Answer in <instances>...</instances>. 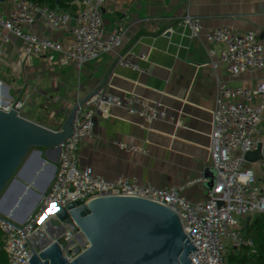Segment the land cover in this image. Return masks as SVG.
<instances>
[{"label":"crops","instance_id":"0c3cea01","mask_svg":"<svg viewBox=\"0 0 264 264\" xmlns=\"http://www.w3.org/2000/svg\"><path fill=\"white\" fill-rule=\"evenodd\" d=\"M163 2L130 0L127 26L116 25L102 56L89 55L91 63L101 60L105 66L94 79L106 82L113 97L122 104L148 105V89L158 87V80L168 73L175 58L181 62L196 60L213 72L223 50L218 34V0H183L180 9H169L166 39L171 53L160 62L149 60L135 66L139 52L147 47L148 31ZM16 9L20 15L12 20L11 12ZM29 23L37 29L40 39L50 41L48 44L55 48V31L42 23L37 0L0 3V31H4L0 43L22 39ZM65 33L69 35L68 26ZM67 44L70 50H81L78 44ZM54 60L58 62L60 58ZM158 88L150 105L162 109L153 114L149 126L130 112L111 114L105 122L95 119L71 124L62 138L64 157L71 161L82 153L86 158L76 183L64 184L41 199L30 194L14 195L6 186H0L1 255L16 262L29 261L31 244L40 231L60 222L79 228L95 222L122 232L128 238L127 250L107 256L100 247L70 237L66 243H56L53 264H171L179 215L212 219L225 212L233 216L237 207L225 211L220 201L192 207L177 193V187L168 186L171 180L178 182L180 175L167 172L163 166L153 170L150 160L138 155L146 143L161 149L164 162L189 156L220 169L249 165L246 172L235 167L234 186L245 191L253 207L264 204V87L250 85L242 121L236 129L226 131L218 129L212 119L219 104L211 91L182 95L174 83ZM50 100L54 112L56 98L52 92ZM169 103L175 108H163ZM92 104L98 110H107L101 97H93ZM0 165H9L22 174L31 169L29 159L10 161L3 151ZM89 181L106 186V191L94 190L102 201L77 194V184L84 186ZM172 193L178 194L175 199ZM246 223L252 228L251 216Z\"/></svg>","mask_w":264,"mask_h":264},{"label":"built area","instance_id":"2783aa9c","mask_svg":"<svg viewBox=\"0 0 264 264\" xmlns=\"http://www.w3.org/2000/svg\"><path fill=\"white\" fill-rule=\"evenodd\" d=\"M182 1L164 0L148 31L147 47L139 52L135 66L149 60L160 62L171 53V45L166 39L169 9H180ZM38 5L42 23L55 31L54 45L60 60H54L55 49L47 46L34 25L29 23L22 39L16 37L0 43V95L22 100L31 91L33 83L41 80L55 95L56 106L51 119L39 120L34 125L35 145L0 135V151L8 160L29 159L31 163L27 174L14 171L9 165H0V186H6L14 195L30 194L41 199L64 184L76 183L82 176L86 158L78 153L73 160L67 161L62 147V138L72 123L95 119L105 122L111 114L130 112L149 126L153 114L162 107L122 104L113 97L106 82L94 79L105 70V66L101 60L91 63L89 55L102 56L108 45L105 41L89 43L82 65L69 70L72 53L65 42V31L74 18L75 6L72 0H39ZM19 15L20 10L16 9L10 18L13 20ZM114 51L120 52L119 49ZM169 83L176 84L182 95L211 91L219 104V110L212 116L218 129L234 130L242 121L246 103L239 89H224L201 62H181L175 58L168 73L158 80V87ZM95 96L104 100L106 111L93 106ZM167 107L175 108V105L169 103L163 108ZM34 147L36 154L32 157ZM138 155L149 159L153 170L163 166L167 172L180 175L178 182L171 180L168 186L177 187V193L183 195L192 207H199L207 201H220L225 211L228 207H237L232 217L225 212L212 219L179 215L175 223L171 264H250L248 251L252 234L246 222L249 216L252 224L262 221L264 204L253 207L245 191L234 186L235 167L246 172L249 165L220 169L213 163H199L189 156L164 162L161 149L149 143L139 148ZM95 189L107 190L106 186H97L91 181L84 186L77 184L78 195L102 201ZM178 194L172 193V197L175 199ZM40 232L34 243L32 264H53L56 243H66L70 237L82 239L89 246L100 247L107 256L127 250L128 238L122 232L111 231L95 222L83 228L60 222L42 234ZM64 234L68 237L62 241Z\"/></svg>","mask_w":264,"mask_h":264},{"label":"trees","instance_id":"16d2710c","mask_svg":"<svg viewBox=\"0 0 264 264\" xmlns=\"http://www.w3.org/2000/svg\"><path fill=\"white\" fill-rule=\"evenodd\" d=\"M129 1L72 0L75 13L73 20L68 23L69 35H66L65 42L70 45L78 44L81 50L77 52L70 47L72 61L69 70L82 65L89 43L112 41L120 12ZM226 2L227 10L218 15V34L223 50L211 73L224 89L238 88L245 100L250 89L248 81L258 64L259 49L264 47V0ZM47 43L50 41L47 40ZM234 45L239 48L231 53L230 48ZM48 46L52 47L50 44ZM54 58H60L55 50ZM51 92L43 81H35L31 91L22 100L0 95V135L35 145L34 125L39 120H49L52 117ZM162 101L165 99L162 98ZM251 234L248 260L250 264H264V219L252 224Z\"/></svg>","mask_w":264,"mask_h":264},{"label":"water","instance_id":"95a60500","mask_svg":"<svg viewBox=\"0 0 264 264\" xmlns=\"http://www.w3.org/2000/svg\"><path fill=\"white\" fill-rule=\"evenodd\" d=\"M37 2H39V0H37ZM218 8L220 13H224L227 10V2L226 0H218ZM128 19H129V10H128V4H126L119 15V19H118V27L120 28H125L127 26L128 23ZM86 38V34L82 37V40L84 41ZM238 46H232L230 48V52L231 53H235L236 50L238 49ZM56 53H58V50L55 49ZM248 83L252 86H261L264 87V47H261L259 49V58H258V64L257 67L252 75V77L249 79ZM159 88L158 87H150L148 89V94H147V98H148V105H150L155 97V95L157 94ZM36 154V147H34V149L31 152V156L34 157ZM263 213H264V207H263ZM41 234L43 232H40ZM67 235L64 234L62 235V241H65L67 239ZM37 239V236H35L32 244H31V248H30V253H31V257L30 260L27 261L26 259H24L23 261H12L6 257H4L3 255L0 254V264H32L33 261V248H34V243Z\"/></svg>","mask_w":264,"mask_h":264}]
</instances>
